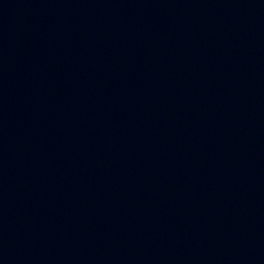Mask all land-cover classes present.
Returning <instances> with one entry per match:
<instances>
[{
  "label": "water",
  "instance_id": "1",
  "mask_svg": "<svg viewBox=\"0 0 264 264\" xmlns=\"http://www.w3.org/2000/svg\"><path fill=\"white\" fill-rule=\"evenodd\" d=\"M0 264H264V0H0Z\"/></svg>",
  "mask_w": 264,
  "mask_h": 264
}]
</instances>
